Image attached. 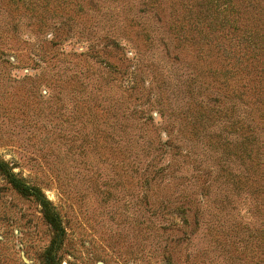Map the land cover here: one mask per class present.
Wrapping results in <instances>:
<instances>
[{
	"label": "rangeland",
	"instance_id": "rangeland-1",
	"mask_svg": "<svg viewBox=\"0 0 264 264\" xmlns=\"http://www.w3.org/2000/svg\"><path fill=\"white\" fill-rule=\"evenodd\" d=\"M0 264H264V0H0Z\"/></svg>",
	"mask_w": 264,
	"mask_h": 264
},
{
	"label": "trees",
	"instance_id": "trees-1",
	"mask_svg": "<svg viewBox=\"0 0 264 264\" xmlns=\"http://www.w3.org/2000/svg\"><path fill=\"white\" fill-rule=\"evenodd\" d=\"M0 172L3 173L9 179V181L18 191L22 192L24 195L34 196L36 197V199L40 200V203L43 208V214L46 220L55 227L58 233L57 237L53 242L58 241V236L60 234L59 232L63 231L64 229L61 226V221L58 213L53 208L51 202L45 197V195L43 196L41 190H39L37 186L26 184V182H24L23 179L17 178L5 161H0ZM54 245L55 244H52L46 252V258H47L46 264H56L54 262L55 259Z\"/></svg>",
	"mask_w": 264,
	"mask_h": 264
}]
</instances>
